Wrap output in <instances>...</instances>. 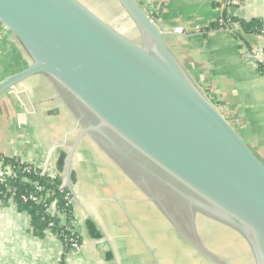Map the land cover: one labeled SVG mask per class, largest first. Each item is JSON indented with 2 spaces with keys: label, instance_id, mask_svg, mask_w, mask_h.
Returning a JSON list of instances; mask_svg holds the SVG:
<instances>
[{
  "label": "water",
  "instance_id": "95a60500",
  "mask_svg": "<svg viewBox=\"0 0 264 264\" xmlns=\"http://www.w3.org/2000/svg\"><path fill=\"white\" fill-rule=\"evenodd\" d=\"M116 1L138 41L80 0H0V23L30 59L0 80V95L45 77L81 127L72 151L92 139L212 263L198 217L237 232L264 264V163L168 45L177 34L138 0Z\"/></svg>",
  "mask_w": 264,
  "mask_h": 264
},
{
  "label": "crops",
  "instance_id": "0c3cea01",
  "mask_svg": "<svg viewBox=\"0 0 264 264\" xmlns=\"http://www.w3.org/2000/svg\"><path fill=\"white\" fill-rule=\"evenodd\" d=\"M224 1L138 0L159 28L169 33L175 27L185 29L182 35L170 34L168 45L263 160L264 69L251 55L263 51L264 36L243 34L242 48L227 29L207 34L194 30L219 19ZM228 12L244 20L259 19L264 32V0H241ZM231 27L238 33L241 30L238 23ZM29 64L12 34L1 27L0 80ZM80 130L62 97L41 75L29 77L0 95V156L45 168L69 190L72 225L81 246L78 251H69L64 263L214 264L176 231L92 139L83 136L72 151ZM2 172L0 162V177ZM49 209L55 212V206ZM212 224L220 231L224 227ZM223 232L235 236L245 264H255L245 239L229 228ZM206 249L221 264H242L216 249ZM63 254L62 243L50 231L42 237L33 233L26 211L0 202V264H60Z\"/></svg>",
  "mask_w": 264,
  "mask_h": 264
},
{
  "label": "trees",
  "instance_id": "16d2710c",
  "mask_svg": "<svg viewBox=\"0 0 264 264\" xmlns=\"http://www.w3.org/2000/svg\"><path fill=\"white\" fill-rule=\"evenodd\" d=\"M224 2L225 7L221 17L204 27L203 34L227 29L235 37L239 34L243 36L246 33L264 36L262 23L259 19L244 20L229 15L228 8L238 5L241 0H225ZM233 23L240 25L239 33L232 30ZM0 162L3 167L0 202L2 204L12 203L19 210L26 211L30 216V225L36 236L42 237L47 231H50L63 245L64 254L60 264H65L64 258L71 249V239L78 238L80 240L72 225V205L66 198V193H69V190L66 188L61 193L59 186L62 184V180L59 177H43L37 173L36 169H28L29 165L17 157L0 156ZM38 184L43 186V190L40 192L36 191ZM29 194L34 196V199L24 200L22 198ZM52 205L55 206V212L49 209Z\"/></svg>",
  "mask_w": 264,
  "mask_h": 264
},
{
  "label": "rangeland",
  "instance_id": "374dc122",
  "mask_svg": "<svg viewBox=\"0 0 264 264\" xmlns=\"http://www.w3.org/2000/svg\"><path fill=\"white\" fill-rule=\"evenodd\" d=\"M80 1L83 2L88 8H90L93 12H95L98 16H100L103 20H105L107 23H109L112 27H114L119 32L124 33L125 35H127L128 37L132 39H135V41L139 40V38L137 37L136 34H134V32L133 34H131L132 33L131 31H133L134 27L130 21V18L126 15L123 9L119 6L116 0H80ZM0 26L4 27L1 23H0ZM201 31H204V28H202ZM201 31H197V32H201ZM241 36L242 35L239 34L237 35V37L235 36L234 37H235V40L239 42V45L242 48H245L244 45H242L243 36L242 37ZM213 102L215 103V101ZM228 120L229 122H231L230 119ZM235 128L239 132V129L237 127ZM244 140L246 144H249L246 141V139ZM253 152L254 154H256L255 150H253ZM262 161L264 162V159ZM212 223H213L212 221L205 219L204 217H198V221H197L198 234L197 235H198L199 240L202 241L204 247L205 248L207 247L209 250L216 249L214 250L215 252L220 253L221 255L225 253L228 257H230V259L232 260L236 259L240 263L245 264L246 259L241 254V251H240L241 246L234 240L235 236H231L226 232L224 233L223 231H225V229L227 228L223 227L222 231H220L219 226L216 225L217 226L216 227ZM188 264H193V263H188Z\"/></svg>",
  "mask_w": 264,
  "mask_h": 264
},
{
  "label": "built area",
  "instance_id": "2783aa9c",
  "mask_svg": "<svg viewBox=\"0 0 264 264\" xmlns=\"http://www.w3.org/2000/svg\"><path fill=\"white\" fill-rule=\"evenodd\" d=\"M194 30L195 31H201L202 28L196 26V27H194ZM171 32L172 33H176V34H183L185 32V29L183 27H175V28H173L171 30ZM251 56L253 57L254 62L256 63V65L258 67L259 66H262L263 69H264V51L259 52V53L252 54ZM28 165H29L28 169H31V168L36 169L37 170V173H39L43 177H45V176L46 177H56V176L49 175L47 173V170L45 168L35 167L34 165H31V164H28ZM7 172L9 173V170ZM2 176H3V172H2L1 177H0L1 182H2ZM65 189H66V186L62 183L59 186V191L62 193V192L65 191ZM42 190H43V186L40 185V184H38L37 185V188H36V191L37 192H40ZM22 198L24 200H26V199H34V196H32V195L29 194L27 196H22ZM66 198L68 199L69 203H71L70 193H66ZM80 246H81V244H80V240L78 238L77 239L76 238L75 239H71V249H70V251H78V250H80Z\"/></svg>",
  "mask_w": 264,
  "mask_h": 264
},
{
  "label": "flooded vegetation",
  "instance_id": "af4514ba",
  "mask_svg": "<svg viewBox=\"0 0 264 264\" xmlns=\"http://www.w3.org/2000/svg\"><path fill=\"white\" fill-rule=\"evenodd\" d=\"M173 210H174L175 216H177V219H179V221L182 223L183 222L186 223L185 215L182 212H180V210H177V209H173Z\"/></svg>",
  "mask_w": 264,
  "mask_h": 264
}]
</instances>
